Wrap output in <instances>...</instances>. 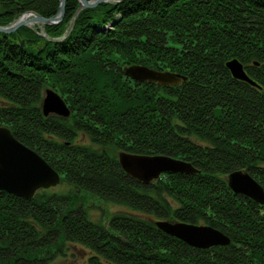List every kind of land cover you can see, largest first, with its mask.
<instances>
[{
  "label": "trees",
  "instance_id": "obj_1",
  "mask_svg": "<svg viewBox=\"0 0 264 264\" xmlns=\"http://www.w3.org/2000/svg\"><path fill=\"white\" fill-rule=\"evenodd\" d=\"M78 5L66 1L62 21L44 27L47 38L29 27L0 33V126L69 188L31 199L0 191V264H51L66 244L86 252L85 264H264V206L227 184L241 171L264 191V0L102 3L83 9L62 39ZM57 7L0 0V25L25 11L51 17ZM233 60L254 84L231 75ZM132 65L187 79L139 82L123 72ZM46 88L68 118L42 115ZM120 152L170 157L197 172L145 184L124 173ZM87 199L120 211L93 222ZM159 221L208 226L230 243L192 248Z\"/></svg>",
  "mask_w": 264,
  "mask_h": 264
},
{
  "label": "water",
  "instance_id": "obj_2",
  "mask_svg": "<svg viewBox=\"0 0 264 264\" xmlns=\"http://www.w3.org/2000/svg\"><path fill=\"white\" fill-rule=\"evenodd\" d=\"M66 1L59 0V6L54 17L44 18L36 13H25L8 26H0V33L11 34L22 26H29L30 23L39 22L46 26L58 24L63 19ZM77 1L79 6L62 39L71 31L74 20L83 9H92L102 3H120L124 0ZM30 15L34 17L28 18ZM21 44L23 45V41ZM227 67L235 79L254 84L247 78L242 65L237 60L228 62ZM123 72L131 79L156 84L159 87L178 86L187 79L179 74L160 72L136 65L125 67ZM41 113L44 117L68 118L70 116V110L66 103L51 89L44 91ZM118 162L124 173L145 184L157 180L166 173L197 172L189 163L164 156L150 157L120 152ZM59 181V174L45 160L16 140L9 129L0 127V191L23 199H31L40 189L55 187ZM227 184L232 192L241 194L264 206V191L248 173L241 171L231 173L227 178ZM155 225L164 234L196 249L227 246L230 243L226 235L208 226L168 221H159Z\"/></svg>",
  "mask_w": 264,
  "mask_h": 264
},
{
  "label": "rangeland",
  "instance_id": "obj_3",
  "mask_svg": "<svg viewBox=\"0 0 264 264\" xmlns=\"http://www.w3.org/2000/svg\"><path fill=\"white\" fill-rule=\"evenodd\" d=\"M58 6H59V0H58ZM57 9H58V7H57ZM57 9H56V12H57ZM25 13L32 14V13H36V12H34V11L22 12L18 17L13 19L7 25H2V27L8 26L12 22L17 21V19L21 18V16L23 14H25ZM36 14H38V13H36ZM55 15H56V13L53 16H51V17H54ZM30 17L33 18L34 16H31V15L28 16V18H30ZM44 18H50V17H44ZM55 25H57V24H55ZM29 26H31V29H35L36 33L39 34L41 37L47 38L46 33L44 31V27L46 25H43V24L38 22V23H30ZM22 27H25V26H22ZM46 89H48V88H46ZM45 90L42 91V99L44 97V91ZM42 99H41V101H42ZM40 109H41V102H40ZM0 127H3V126H0ZM78 142L92 148V145L90 144L89 140H87V139H84V140L83 139H78ZM59 178H60V175H59ZM68 190H69L68 186L66 184L60 183V181H59V184L57 186H55L54 188L48 189V192L64 194V193L68 192ZM97 202L98 201L94 200V199H87V202L85 203V208H87V209L89 208V214H90L89 217H90L91 221H93V222L102 223L104 225V224L107 223V219L106 218H107V216L109 214H112V213L120 211L118 207H113V206H109V205H105L103 203H97ZM105 212L107 213V216L104 215ZM63 254H64L63 257H62V255L58 256L55 259V261H53L51 264H85V259H86V255L87 254H86L85 251H83L78 246H73L71 244H66L64 249H63Z\"/></svg>",
  "mask_w": 264,
  "mask_h": 264
}]
</instances>
